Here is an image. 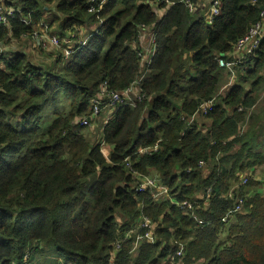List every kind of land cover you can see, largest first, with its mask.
I'll list each match as a JSON object with an SVG mask.
<instances>
[{"label": "trees", "instance_id": "1", "mask_svg": "<svg viewBox=\"0 0 264 264\" xmlns=\"http://www.w3.org/2000/svg\"><path fill=\"white\" fill-rule=\"evenodd\" d=\"M192 1L194 13L182 0H7L18 10L0 27V264H264V179L245 175L264 167V147L256 148L264 131L262 139L254 136L264 129V104L257 106L264 38L216 97L226 70L219 58L231 59L261 20L264 0H220L212 22L211 5ZM48 4L62 17L60 46L50 45L55 56L34 62L21 51L5 59L10 40H33ZM162 8L168 10L159 20ZM101 21L66 59V35ZM153 24L157 49L141 99L116 106L95 143L76 121L90 116L96 97L105 104L110 91L126 90L142 75L134 45L141 27ZM213 99L199 115L210 128L187 123ZM102 144L113 147L109 157ZM150 168L172 190L168 200L136 191ZM199 192L213 197L210 207ZM189 199L193 209L183 210ZM142 218L154 224L150 239Z\"/></svg>", "mask_w": 264, "mask_h": 264}, {"label": "built area", "instance_id": "2", "mask_svg": "<svg viewBox=\"0 0 264 264\" xmlns=\"http://www.w3.org/2000/svg\"><path fill=\"white\" fill-rule=\"evenodd\" d=\"M95 3L97 0H93ZM168 2V0H162ZM7 0H0V27L7 24L10 19L15 18L17 16V9L14 7H10L6 4ZM184 4L187 6L188 10L191 13H194L197 10V5L192 0H182ZM96 5L93 4L90 10H95ZM220 12V0H212V4L209 8L208 16L206 17V20L212 22L214 17L218 15ZM22 22L24 24H31V19L29 17H22ZM141 27V29H143ZM50 38H48L47 41V35H41L39 36V41L42 40V45L46 47L47 45H54V46H60V38L59 36L55 35H49ZM264 38V12L261 13V20L257 22L250 30L249 32L242 38H240L235 46L236 52L234 54H231V59L226 60L224 58H219V64L221 67L226 68L232 77L235 76V66L240 64V61L242 60V54L241 51L248 49L249 52H254L258 50L261 46V42ZM86 39H81L80 37H77V34L74 32L66 37V49L64 51L66 59H69L72 56V53H74L76 50L79 51L82 47H84L87 44ZM2 44L0 42V51H2ZM157 45H156V39L155 37L152 40V48L149 54H146L141 52V58H142V75L138 78V80L128 89L123 91H110L108 94V103L112 106H118V105H134V99L138 98L141 99L140 93L134 98L136 95V91L140 89L141 81L144 78L145 73L149 70V65L156 53ZM249 55H245V59L248 58ZM104 89L102 92H106L107 84H104ZM215 105V101L210 100L208 102H204L200 105L198 111L195 113V116L199 115H207L208 111L212 109V107ZM104 107L103 101L98 99L96 97L95 100H93L92 109L89 117L81 118L80 120L76 121L78 125H89L93 122V118L95 116H98ZM152 149H159V146L157 148ZM204 162H200L199 168H202L204 166ZM247 179L245 177L241 180V185H246ZM140 191L150 192V194L153 196L154 200L156 202L157 199L164 193L167 192V189L164 186L159 185L153 178L146 176L143 181L141 187L138 188ZM211 192V189H209ZM242 201L239 199L238 204L235 207L236 211H239L241 208ZM194 202L189 199V202L184 203V209L183 210H190L193 209ZM151 231V229L154 227L153 222L149 219H146V223ZM144 224V226H145ZM150 231L146 233L145 238L148 239V237L151 236ZM120 247V244H118V248ZM179 255L182 254V251L178 253ZM183 264V263H182Z\"/></svg>", "mask_w": 264, "mask_h": 264}, {"label": "crops", "instance_id": "3", "mask_svg": "<svg viewBox=\"0 0 264 264\" xmlns=\"http://www.w3.org/2000/svg\"><path fill=\"white\" fill-rule=\"evenodd\" d=\"M73 1V0H72ZM196 1H198V2H205V3H207V4H210L211 5V2H212V0H196ZM17 7V6H16ZM15 7V8H16ZM56 8H57V5H56V7H55V5L53 6V8H49L48 10V12L46 13V14H48L49 12L50 13H52L51 11L53 10V13H55V12H57L56 11ZM17 9V8H16ZM18 10V9H17ZM167 8H162V9H159L158 11H157V15H158V17H159V20L160 19H162L163 17H164V15L167 13ZM46 16V15H45ZM44 16V17H45ZM103 23V21H101V23H98V24H95V25H91V26H86V27H80L79 29H78V32H79V37L81 38V39H86V40H89V38L90 37H92L93 35H95L100 29H101V27H102V24ZM35 27H37V26H35ZM39 28H44V27H46V24H45V22L44 21H42L41 22V25H39L38 26ZM60 28V27H59ZM51 33H52V35H55V36H58V35H60V34H53V33H56V31L55 30H52L51 31ZM155 34H156V25L155 24H153V25H150V26H145L143 29H141L140 30V37H139V40H138V42H137V44H135L134 45V47H136L137 49L139 48L140 50H141V52H143V53H145L146 54V56H147V54H149L150 53V51H151V48H152V40H153V38L155 37ZM33 37V42L35 43V45L36 46H40V47H42V40H38L39 39V36H38V33L35 35V36H32ZM18 40V39H17ZM147 41V42H146ZM6 49H7V53H6V56H5V59H7V60H9L10 61V59H12L13 58V55H14V53H18V52H21V50H14V49H11V48H9V47H7L6 46ZM22 49V48H21ZM56 50L58 49V48H55ZM4 50H5V48H4V46H3V52H4ZM228 70L226 69L224 72H223V75H224V77L222 78V84H221V86H220V89H221V87H222V85H223V83H224V80H225V77H227V75H228ZM230 73V72H229ZM264 91V90H263ZM140 93V89L139 90H137L136 91V95L134 96V98L138 95ZM219 94H220V90H219V92H218V94L216 95V97L217 96H219ZM263 94H264V92H263ZM263 94H262V97H261V99L260 100H263L264 101V96H263ZM264 104V102H261L260 101V103H257V106H262ZM103 112H105V114H106V122H104V123H102L103 124V127L105 126V124L107 123V121L108 120H110L111 118H113V116L115 115V112H116V107L115 106H112L111 104H109L107 101L105 102V104H104V107H103V109H102V114H103ZM252 112H254V111H252ZM99 115H101V114H99ZM98 115V116H99ZM98 116H95L94 118H93V122H94V120L96 119V118H98ZM200 117H202V116H195V115H193V116H190V117H188L187 119H186V121H187V123H189V124H193V123H195V122H197V124H198V126L200 127V128H204V129H208V128H210L211 127V121L209 120V119H206V118H200ZM246 127H248V124L246 125ZM245 127V128H246ZM245 130V129H244ZM259 131H261V134H262V131H264V129L263 128H260V127H256V132L254 133V136L255 135H258L259 136V138L260 139H262V135H259ZM80 133H86L85 131H79ZM255 141H258V140H255ZM263 147H264V144L263 145H261V146H257L256 148L258 149V150H262L263 149ZM239 148V147H238ZM237 148V149H238ZM105 151H106V154L107 155H110L111 153H112V151H113V147H111V148H105ZM153 151H157L156 149H152L151 150V152H153ZM105 153V152H104ZM261 168V172H259V169L257 168V170H256V175H257V178H258V180H263L264 179V167H260ZM207 171H206V174H205V177H207ZM148 175V177H151V178H153L159 185H161V186H164L166 189H167V192L166 193H164V194H162L158 199H157V201H159V202H162V201H166V200H168L170 197H172L171 196V191L172 190H170V189H168L163 183H164V181H163V176L161 175V173L160 172H158L157 170H155V169H152V168H150L149 170H148V173H147ZM210 174V173H209ZM208 174V175H209ZM182 175H183V170H177V171H175V173H174V176L177 178V180L178 181H182ZM244 175V174H243ZM143 181V180H142ZM234 191H237V194H238V184L237 185H235L234 186V189H233V191L231 192V196H233V193H234ZM146 193V192H145ZM199 196H200V199H202V200H204V206H206V207H210V205H211V202H212V200H213V197L210 195V194H207V193H201V192H199ZM238 196V195H237ZM150 197L151 198H153V196L150 194ZM154 199V198H153ZM193 200L195 201V202H197L198 200H199V197H198V195H195L194 196V198H193ZM201 206V205H200ZM143 208V207H142Z\"/></svg>", "mask_w": 264, "mask_h": 264}, {"label": "rangeland", "instance_id": "4", "mask_svg": "<svg viewBox=\"0 0 264 264\" xmlns=\"http://www.w3.org/2000/svg\"><path fill=\"white\" fill-rule=\"evenodd\" d=\"M48 8H53V5L48 4ZM51 12L52 13L49 12L48 14H46V16L43 19V21L46 24V27L38 28V30L36 31L38 33V36L46 34L47 35V41H48V38H50L49 35H52V33H51L52 30L56 31V33H53V34H57V33L61 34V30L59 27H60V22L62 20V17L57 12L53 13V10ZM35 28L37 29V27H35ZM76 34H77V37H79L78 31L76 32ZM66 36H68V35H66ZM6 46L11 48V49H14V50L25 51L30 56V59L34 62H40L44 57L52 58L55 56V53L57 51V50L46 51L43 49L44 47H41V48L36 47L35 43L33 41H31L26 36L22 37L19 40H17V39L10 40L9 43L6 44ZM52 48H57V47L50 46V45H47V47H45V49H48V50L52 49ZM236 77H237V71H235L234 77H232L231 74L228 72V75H227V77H225L224 83L220 89V95L222 93H224L225 91H227L229 88H231V86L237 81ZM263 92H262V94H263ZM262 94L260 97H262ZM263 96H264V94H263ZM259 101L264 102L263 100H259ZM100 114L101 115H99L98 118H96L94 120V122H92L90 124V126H87V127L84 126L83 129L80 128V130H79V131H81V130L85 131L86 133H84V134L91 136L92 141L95 143L99 142V138L102 135V128H103L102 123L106 122L105 112H103V114L102 113H100ZM247 129H248V127L245 128V131H247ZM100 131H101V133H100ZM102 148H103V151L105 152V155L107 157H109V155L106 154L105 145H103ZM258 169H259V172H261L260 171L261 168H258ZM245 173H247V174H245L247 176H251L253 174H256V173H250V172H245ZM142 220H143V225H144L146 223V218H142ZM145 225H147V224H145ZM148 231H150V229ZM150 233H151V231H150ZM150 237H148V239H150Z\"/></svg>", "mask_w": 264, "mask_h": 264}, {"label": "bare ground", "instance_id": "5", "mask_svg": "<svg viewBox=\"0 0 264 264\" xmlns=\"http://www.w3.org/2000/svg\"><path fill=\"white\" fill-rule=\"evenodd\" d=\"M241 54H242V60L240 61V64H243V63H245V55H250V54H252V52H249L248 51V49H245V50H242L241 51ZM82 126H85V127H87V126H90V124L89 125H85V124H83ZM153 148H157V146L156 147H153ZM151 150H152V148H146V149H141L139 152H140V154H143V153H150L151 152ZM129 166V165H128ZM146 177V176H145ZM144 177V178H145ZM143 178V179H144ZM141 185H142V181H139V182H137V184H136V186H135V189H136V191H138V192H142V191H140L138 188L139 187H141ZM185 202H187V201H185ZM184 202V203H185ZM184 203H183V205H184ZM188 203V202H187ZM184 207V206H183ZM117 248H118V245H117ZM120 248V247H119Z\"/></svg>", "mask_w": 264, "mask_h": 264}]
</instances>
